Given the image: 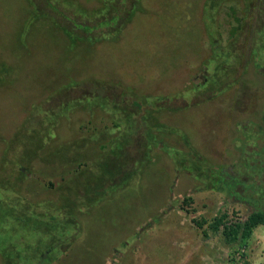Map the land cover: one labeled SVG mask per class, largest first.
Listing matches in <instances>:
<instances>
[{
	"label": "rangeland",
	"instance_id": "obj_1",
	"mask_svg": "<svg viewBox=\"0 0 264 264\" xmlns=\"http://www.w3.org/2000/svg\"><path fill=\"white\" fill-rule=\"evenodd\" d=\"M141 2L142 11L126 25L116 46H108L110 51H106L104 49L107 47L100 42L89 48H75L54 30L49 20H40L36 24L38 31H29L25 17L27 3L22 0H0V83L3 84L0 85V157L8 153L4 150L6 144L19 131L21 112H30L28 104L45 87L56 85L59 81L56 82L55 77H60L64 71H87L88 76L94 75L97 79H105L111 74V79L119 80L126 87L130 85L132 90L142 94L182 95L183 98L186 95L192 100L185 98L190 104L184 111L162 112L160 116L162 123L165 122L170 128L176 127L171 132L161 134L168 145L165 148L182 150L184 157L188 158L187 162L198 167L206 166L207 173L212 167H215V172H220L211 177L212 181L209 173L210 181L207 183L196 177L198 173L191 174L185 168L176 173L178 165L172 162L160 144V150L154 149L160 161L158 170L153 171L152 176L149 173L142 181L138 175L133 178L130 186H138V190L130 199L127 200L122 194L111 203L102 204L95 208L97 215L94 219L90 214L80 216L82 236L73 254L51 264H264V225L257 226L246 244L240 245L238 241L227 242L222 235V227L214 232L207 223L198 228L193 221L205 218L209 223L215 216L225 213L227 222H242L258 207L253 199L264 197V155L252 148L254 153L250 169L243 166L245 163L240 160L241 148H226L232 139L231 128L235 123L233 119L231 121V113L236 114L231 108L232 102L236 98L237 104L243 107L248 101L244 94L246 86L250 82L258 86L264 81V76L253 71L260 57L254 56L251 60L253 62L254 59L253 63L249 58L248 70L251 69V73L243 74L242 71L247 69L241 59H238V63L234 62L235 70L220 78L224 80L222 84L229 82L231 76H236V80L215 99L201 102L203 99L198 94L199 89L202 90L200 86L207 83V80L202 82L206 76L205 70L215 66L210 40L206 35L207 24L217 32L215 41L220 40V45H226L231 26L236 24L231 6L235 10L234 15L239 16L246 0L223 1L211 24L206 22L208 14L203 10L205 0ZM64 4L83 12L82 4L92 6L89 0H64ZM61 17L74 30H92V27L80 26L83 23L74 18L64 14ZM90 35L85 36L87 40ZM247 36L253 38L252 34H247L244 39ZM244 39L241 38L240 44L246 41ZM92 84L88 82L82 89L74 90L72 95L83 89H92ZM205 87H209V84ZM188 89H192L191 93L195 95H191ZM255 104L253 107L258 109ZM77 115L73 119L75 126L84 119L82 114ZM112 117L111 112L103 113L96 122L99 126H109L113 124ZM72 125L64 116L57 126L51 127L50 130L53 133L58 131L59 135L48 143V148H63L64 142L73 141L75 134ZM234 143L237 145L240 142L236 140ZM85 148H89L90 157L95 156L97 146L94 142L91 141ZM227 165H230L228 172L223 173V167ZM36 170L39 177L34 173L22 186L24 192L32 190L31 196H35L34 189L45 191L47 188V173ZM230 176H235L239 181L233 191V186H227ZM250 181L255 190L259 187L257 193L254 189L252 194L245 189ZM185 196H191L192 202L183 204ZM258 202L264 207V200L260 198ZM131 225L139 234L138 238L135 237L138 247L133 246L132 254L128 250L123 254L118 253L115 247L125 239V230ZM149 257L156 259L149 262Z\"/></svg>",
	"mask_w": 264,
	"mask_h": 264
},
{
	"label": "trees",
	"instance_id": "obj_2",
	"mask_svg": "<svg viewBox=\"0 0 264 264\" xmlns=\"http://www.w3.org/2000/svg\"><path fill=\"white\" fill-rule=\"evenodd\" d=\"M22 1L27 3L25 17L29 31H38L36 24L43 19L49 20L54 30L75 48H89L100 42L107 47L106 51H110L108 46H116L126 25L143 8L142 0H89L92 6L82 4L84 12L74 10L71 5L64 4V0ZM223 1L205 0L203 10L209 18L206 22L213 21L212 17ZM231 10L236 24L231 26L226 45H220V40L215 41L217 32L207 24L206 35L215 66L205 70L207 83L200 86L202 90L199 89L198 93L203 99L201 102L210 101L232 85L236 76L226 84L221 83L224 80L220 77L232 73L236 68L233 63H238V59L245 64V69H248L249 58L251 61L256 56L264 60V0H246L239 16L234 15V7L231 6ZM63 14L83 23L80 26L92 27V30H74L63 20ZM247 34H252L253 38L247 36L244 39ZM88 35L89 40L85 37ZM241 38L246 40L242 44ZM242 72L245 74L247 70ZM82 75L85 78H80ZM108 75L105 79H97L94 75L88 76L87 71H64L60 77H55V81H59L56 85L45 87L28 104L30 112H21L19 131L6 144L4 150L8 153L0 157V264H51L73 254L82 236L80 216L90 214L94 219L97 215L95 208L102 204L111 203L122 194L130 199L138 190V186H130L133 178L138 175L142 181L160 167L155 148L160 150L163 147L167 151L172 162L178 165L176 173L185 168L191 174L198 173L196 177L205 183L212 181L215 167L209 171V180L206 166L199 168L187 162L188 158L180 149L165 148L168 145L161 137L163 132L176 128L160 121L162 112L184 111L190 104L187 100L192 99L186 95L183 98L182 95L169 97L138 93L130 85L123 86L119 80L111 79V74ZM88 82L93 83L92 89H83L72 95L74 90L82 89ZM207 84L209 87L206 88ZM187 91L195 95L191 93L192 89ZM173 98L179 100L178 103ZM108 112L114 117L113 124L99 126L96 121ZM78 113L84 119L75 126L73 119ZM64 116L70 125L73 124L75 139L64 142L63 148H48V143L59 135L50 128L57 126ZM91 141L96 144L97 152L90 157L89 148L85 147ZM20 145L24 148H17ZM36 169L47 173V188L45 191L33 188L35 196H31L32 190L28 189L29 196L22 186L34 173L38 176ZM257 189L259 187H256V193ZM260 198L264 200L263 196L253 199L258 207L242 222H227L225 213L215 216L209 223L205 218L193 221L198 228L207 223L214 232L222 227L227 242L238 241L245 245L253 230L264 225V207L258 202ZM192 200L191 196H185L183 204ZM133 229V226L126 228L127 236L115 247L118 253L128 250L132 254L133 246L138 247L135 241L139 234ZM203 233L206 235V230ZM155 259L149 257V262Z\"/></svg>",
	"mask_w": 264,
	"mask_h": 264
},
{
	"label": "flooded vegetation",
	"instance_id": "obj_3",
	"mask_svg": "<svg viewBox=\"0 0 264 264\" xmlns=\"http://www.w3.org/2000/svg\"><path fill=\"white\" fill-rule=\"evenodd\" d=\"M251 62L252 61H250V63ZM253 67H254L253 69L254 73L257 72L260 73L261 76H264V60L262 61V63L256 62ZM249 70L247 69V72ZM248 73L251 72L249 71ZM230 78H231L230 80H233L234 76H231ZM205 79L206 77H204V79L202 80L203 83ZM258 86L253 85L252 82L249 83V86H246V90L244 91V94L246 95L245 98H247L248 101L245 103L243 107H240L237 104L236 98L235 101L232 102L231 108L235 110L236 114H233V112L231 113V121L233 119L235 123L232 125L231 128L232 133L230 136L232 137V139L230 140V143L226 147V148H241L240 160L243 163H245L243 166L245 167L249 166L250 169H251L250 165H252V160H253L252 156L254 153L252 152L253 150L252 148H255L257 150V153H259L260 155L261 154L264 155V81L258 84ZM254 104L255 106L258 105V109H255V107H253ZM253 110H257V111L253 112ZM225 116H227V114ZM236 120H238V122H236ZM236 140H239L240 142L237 145L236 143H234V141ZM234 161L236 162L237 160L235 159ZM263 165H264V160L262 166ZM229 166L227 165L226 168L223 167V173L228 172L227 167L229 168ZM229 179H230V184H227V186L229 188L233 186V188H231L233 191V189H235L236 186L238 185L239 181L235 176H230ZM253 186H254L253 182L250 181L248 185H245V189H247L252 194V191L254 189Z\"/></svg>",
	"mask_w": 264,
	"mask_h": 264
},
{
	"label": "crops",
	"instance_id": "obj_4",
	"mask_svg": "<svg viewBox=\"0 0 264 264\" xmlns=\"http://www.w3.org/2000/svg\"><path fill=\"white\" fill-rule=\"evenodd\" d=\"M179 127H181V125Z\"/></svg>",
	"mask_w": 264,
	"mask_h": 264
}]
</instances>
